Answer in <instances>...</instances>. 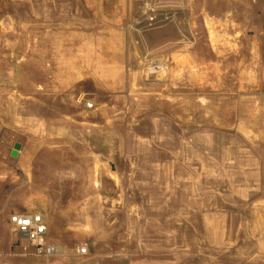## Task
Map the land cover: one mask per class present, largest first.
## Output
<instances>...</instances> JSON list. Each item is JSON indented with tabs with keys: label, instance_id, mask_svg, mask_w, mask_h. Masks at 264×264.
<instances>
[{
	"label": "rangeland",
	"instance_id": "1",
	"mask_svg": "<svg viewBox=\"0 0 264 264\" xmlns=\"http://www.w3.org/2000/svg\"><path fill=\"white\" fill-rule=\"evenodd\" d=\"M0 264H264V0H0Z\"/></svg>",
	"mask_w": 264,
	"mask_h": 264
},
{
	"label": "built area",
	"instance_id": "2",
	"mask_svg": "<svg viewBox=\"0 0 264 264\" xmlns=\"http://www.w3.org/2000/svg\"><path fill=\"white\" fill-rule=\"evenodd\" d=\"M156 64L150 65L149 70L157 69ZM88 108H92L88 104ZM9 224L13 232L26 241V245L33 251L36 257L53 258L58 255V247L49 238L47 221L40 213H21L16 212L9 217ZM77 253L85 255L86 249L77 248Z\"/></svg>",
	"mask_w": 264,
	"mask_h": 264
},
{
	"label": "water",
	"instance_id": "3",
	"mask_svg": "<svg viewBox=\"0 0 264 264\" xmlns=\"http://www.w3.org/2000/svg\"><path fill=\"white\" fill-rule=\"evenodd\" d=\"M12 156H13V157L16 156V151L13 152Z\"/></svg>",
	"mask_w": 264,
	"mask_h": 264
}]
</instances>
